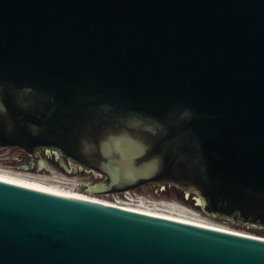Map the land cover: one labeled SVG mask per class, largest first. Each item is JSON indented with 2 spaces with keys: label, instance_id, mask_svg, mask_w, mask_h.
I'll return each mask as SVG.
<instances>
[{
  "label": "water",
  "instance_id": "95a60500",
  "mask_svg": "<svg viewBox=\"0 0 264 264\" xmlns=\"http://www.w3.org/2000/svg\"><path fill=\"white\" fill-rule=\"evenodd\" d=\"M0 149L102 178L0 176V264H264V238L81 198L169 185L264 228V0H0Z\"/></svg>",
  "mask_w": 264,
  "mask_h": 264
},
{
  "label": "rangeland",
  "instance_id": "374dc122",
  "mask_svg": "<svg viewBox=\"0 0 264 264\" xmlns=\"http://www.w3.org/2000/svg\"><path fill=\"white\" fill-rule=\"evenodd\" d=\"M24 158V155L19 153H14L11 150H2L0 151V172L7 173H19L30 176H38L47 178L46 172H37V171H24L16 165V160ZM48 168L54 170V174L58 176V180L61 181L62 178L65 181V184H60V188L63 190L77 192V190L90 186L97 185L102 182V178H90L91 175L87 174L84 170H78L71 174L63 172L57 167L55 163L48 162ZM53 179V178H47ZM56 179V178H54ZM63 181V180H62ZM89 184V182H91ZM83 194H87L91 197H96L102 200H108L109 202H115L125 206L131 207H143L147 206L149 209L157 210L159 212H167L184 218H189L200 223H205L209 225H214L218 227L227 228L234 231H239L245 234H250L253 236H259L264 238V228L252 226L249 224H235L228 220L217 219L212 216H209L204 212L201 206L198 205L195 197L191 194L186 193L174 186L169 185H159L158 188L156 185H145L142 186L131 193V200L125 201L122 196L117 194H97L84 191ZM141 203V204H140ZM145 203V204H143ZM160 205V206H159ZM149 206V207H148ZM151 206V207H150ZM162 206V207H161ZM165 206L175 209L174 211L167 209ZM166 208V209H165ZM161 210V211H160ZM170 211V212H169ZM182 213H178V212ZM175 212V213H174ZM182 214V215H181Z\"/></svg>",
  "mask_w": 264,
  "mask_h": 264
},
{
  "label": "bare ground",
  "instance_id": "6f19581e",
  "mask_svg": "<svg viewBox=\"0 0 264 264\" xmlns=\"http://www.w3.org/2000/svg\"><path fill=\"white\" fill-rule=\"evenodd\" d=\"M0 176L11 178V179L18 180V181H21V182H25V183H28V184H32V185H35V186H39V187H42V188H46V189H49V190H52V191H56V192H59V193H63V194H66V195H70V196H75V194H76V191L75 192H71V191H67V190L61 189L60 188V184H65V181H62V180L60 181V180L54 179V178L53 179H47L45 177H38V176L35 177V176L24 175V174H19V173H7V172H0ZM81 198L82 199H86V200H90V201H94V202H97V203H102V204H106V205H112V206H117V207H121V208H124V209H129V210H132V211H137V212L151 214V215L160 216V217H164V218H169V219H174V220H178V221L188 222V223H192V224L199 225V226H204V227H209V228H213V229L229 231V232L239 233V234L248 235V236H253V235H250V234H245V233H242V232H239V231H234V230H230V229L223 228V227H218V226H214V225L200 223V222H197L195 220H191L189 218L181 217L180 215L177 216V215H174V214H170V213H168V211L167 212H163V210H162V212H159L157 210H153L152 208L151 209L147 208L146 205L143 206V207H139V206L131 207L130 205L129 206H125V205L118 204V203H115V202H109L108 200L106 201V200H102V199H99V198H96V197H91V196H88L87 194H83V193L81 195ZM143 204H145V203H143ZM165 207L167 209H169V210H172V211L175 210V209H173L171 207H168V206H165ZM180 213H182V212H180ZM254 237H259V236H254ZM260 238H263V237H260Z\"/></svg>",
  "mask_w": 264,
  "mask_h": 264
},
{
  "label": "flooded vegetation",
  "instance_id": "af4514ba",
  "mask_svg": "<svg viewBox=\"0 0 264 264\" xmlns=\"http://www.w3.org/2000/svg\"><path fill=\"white\" fill-rule=\"evenodd\" d=\"M2 150H11L14 153H19L24 155V158L17 159L16 165L24 171H37V172H49L48 162L55 163L59 169H61L65 173H73L75 171L80 170L79 167L72 165L68 162L67 159L64 160V167L61 165L54 151H49L47 149H38L34 152V154L29 155L23 150L19 149H0ZM85 171V170H84ZM87 174V171H85ZM157 188L159 185H156Z\"/></svg>",
  "mask_w": 264,
  "mask_h": 264
},
{
  "label": "built area",
  "instance_id": "2783aa9c",
  "mask_svg": "<svg viewBox=\"0 0 264 264\" xmlns=\"http://www.w3.org/2000/svg\"><path fill=\"white\" fill-rule=\"evenodd\" d=\"M48 169H49V172H46V173H48L47 174V178H56L57 179L58 176L56 174H54V170H52V168H48ZM90 175H91L90 178H93V177H94V179L95 178H100V177H97V176L95 177L92 173H90ZM59 179L64 181V179H62V178H59ZM91 183H92V181L89 182V184H91ZM131 193H132V191H128V192H124V193L117 194V195L122 196L123 200H125V201H130L131 198H132Z\"/></svg>",
  "mask_w": 264,
  "mask_h": 264
},
{
  "label": "trees",
  "instance_id": "16d2710c",
  "mask_svg": "<svg viewBox=\"0 0 264 264\" xmlns=\"http://www.w3.org/2000/svg\"><path fill=\"white\" fill-rule=\"evenodd\" d=\"M193 196V195H192ZM194 197V196H193Z\"/></svg>",
  "mask_w": 264,
  "mask_h": 264
}]
</instances>
